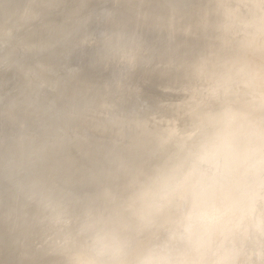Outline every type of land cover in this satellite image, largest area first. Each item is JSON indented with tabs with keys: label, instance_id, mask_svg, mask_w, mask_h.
Listing matches in <instances>:
<instances>
[{
	"label": "clouds",
	"instance_id": "clouds-1",
	"mask_svg": "<svg viewBox=\"0 0 264 264\" xmlns=\"http://www.w3.org/2000/svg\"><path fill=\"white\" fill-rule=\"evenodd\" d=\"M0 264H264V0H0Z\"/></svg>",
	"mask_w": 264,
	"mask_h": 264
}]
</instances>
